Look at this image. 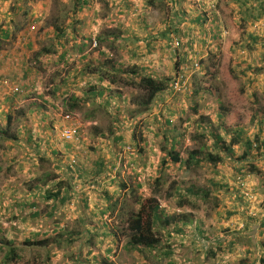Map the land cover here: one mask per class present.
I'll return each instance as SVG.
<instances>
[{"label":"crops","instance_id":"1","mask_svg":"<svg viewBox=\"0 0 264 264\" xmlns=\"http://www.w3.org/2000/svg\"><path fill=\"white\" fill-rule=\"evenodd\" d=\"M60 15H66L64 22H57ZM57 25L66 30L64 36L56 32ZM42 26L46 28L44 35L40 33ZM46 40L51 41V47L39 48L38 43ZM176 42L180 43L177 49ZM30 54L40 63H32ZM220 59L221 74L226 71L230 79L232 75L244 76L245 91L259 92L264 102V0H204L202 5L197 0H0V82L7 81L10 87L22 90L20 95H13L0 84V131L5 134L0 138L21 154L30 153L34 161L27 169L37 171V177L30 179L34 182L24 187L25 197L12 193L11 202L2 205L0 200V215H4L0 217V234H4L0 238L14 242L19 251L40 252L36 261L30 260L32 264H125L124 252L133 254L138 264H180L176 254L182 246L171 241L180 233L186 237L184 229L170 231V225L164 227L155 248L133 250L108 220L113 219L114 206L122 201L118 181H134L137 186L146 178L163 181L162 177L157 179L155 171L156 177L148 173L156 166L151 154L162 156L160 166L164 170L173 164L183 169L168 156L179 132L171 124L185 110L184 95L173 91V81L185 80L189 90L192 76L202 69L205 72V68L215 70L213 62ZM198 61L200 69L195 70ZM49 64L62 65L64 74L60 81L46 87L38 74L41 66ZM142 76L169 80L167 90L157 95L147 112L132 103V97L139 94L133 84ZM257 108L250 119L264 142V114ZM209 110L200 113L205 116V121L202 117L199 121L200 129L206 133L210 126L212 137L216 132L230 142L227 137L231 138L234 130L228 127L226 135L220 128L223 109L215 114ZM65 115H71L72 124L79 127V142L63 140L62 131L68 125ZM161 116H165V123ZM233 116L236 113L230 112L228 121ZM159 130L171 141L163 151L151 144ZM138 141L142 142L138 154L146 153L145 157L125 152L128 142L134 145ZM232 149L233 154L215 149L213 139L209 153H218L223 160L217 166L201 164L212 169L206 180L230 188L238 195V202L245 201L242 192L248 188L264 197V182L259 175L250 181L245 178L243 188L235 184L236 175L242 174L247 165L259 167L263 175L264 148L262 153L251 151L245 160H235L244 146ZM75 157L79 167L73 170L70 160ZM21 158L24 160V156ZM45 164L50 169H45ZM155 170L161 172V168ZM5 187L13 188L9 183ZM239 206L240 210L244 208L242 203ZM233 211L238 214L237 209ZM204 225L208 221L199 217L196 239L202 244L205 239L217 243V229L210 236ZM216 225L217 221L210 223L209 230ZM249 227L237 235H246ZM228 228L236 234L233 226ZM42 239H49L51 244H32ZM253 240L251 246L264 257V241ZM235 245V241H229L225 252ZM244 246L248 253L252 251L250 245ZM210 249L204 254L199 245V258H183V264H215L216 247ZM5 261L6 257L3 264ZM257 262L260 264L256 260L245 264Z\"/></svg>","mask_w":264,"mask_h":264},{"label":"rangeland","instance_id":"2","mask_svg":"<svg viewBox=\"0 0 264 264\" xmlns=\"http://www.w3.org/2000/svg\"><path fill=\"white\" fill-rule=\"evenodd\" d=\"M52 14H55L54 11ZM45 30L46 28L43 29L42 26L40 33L44 35ZM50 40L38 43V46H40L39 48H44V45L48 48L51 47ZM41 57L42 56L39 58ZM29 60L32 63L35 61L38 62V58L34 57L33 54H30ZM39 63L40 62L37 64ZM213 65L215 70L205 68V72L204 69L201 71L198 70L200 73L198 72L192 76V89L190 88L186 92L178 93H183L184 95L185 102L183 103L185 105V110L184 114H180L179 116L177 114V120L173 119L174 122L171 124L179 130V132L175 134L176 142L173 143V147L174 150L180 153L184 158H187L193 150H199V148L204 154H208L209 148L213 146V137L210 133L211 129L204 133L203 129H200L199 126L201 117H205L201 116L200 113L202 110L207 111L208 108L213 114H215L218 109H223V113L225 114V126H223L224 131V128L227 129L228 127L232 130L242 129L246 133L245 136H248V138L253 141L257 135L260 136V134L257 133V127L255 128V121L250 119V114L253 116L256 107H258L257 109H262L264 114V102L260 101L259 92H256L257 94H249L248 91H245L243 83L244 76L242 75H232V78L230 79L226 71L221 74V59L220 62L219 60L213 62ZM41 67V69L38 68L41 72L38 74V78L42 76L43 83L46 87L52 85L54 82L60 81V76L64 74V71L60 70L63 69L62 65L58 66L56 64H49L45 65V67ZM1 82L7 81L2 80ZM5 88L7 92L11 93L9 91V86H5ZM25 90L26 89L24 88V92ZM230 112L233 114L236 113V116H233L234 119L232 118V121H228V114ZM193 115L198 116L194 117ZM161 117L162 123H165V121H163L165 116ZM190 117H194V119L191 120ZM189 118L190 121L187 122L186 120ZM223 130L221 133H223ZM162 132V130H159L158 136L151 139V144L163 151V146L167 145V147H170L171 141L165 139V136H162ZM201 135H205V138H202ZM7 136H10L9 132ZM227 139L231 140L229 137H227ZM2 141L3 138H0V200L2 201L1 204L4 205L12 201V199L9 198L12 193H14L16 197H25L24 192L26 189L24 187L26 184L34 182L30 181V179L37 177V171L33 169L29 172L27 169V167L32 168V163L34 161L30 153L25 156L20 153V150L15 149L14 147H9L7 144H3L4 142ZM141 143L138 141L132 145L128 142L125 146V152L138 154V151H141ZM18 146L19 145L16 144V147ZM244 151V149L239 150L235 160L242 157ZM252 151L253 154L262 153V149L258 150V148H253ZM165 153L167 154V152ZM145 154L146 153H140L138 155H140V157H145ZM151 155L154 157H152V161H156L155 168H161V172L155 170V168H151L148 173L153 177H156L157 174V176H159L157 179L162 177L163 181H148V178H146L145 181H141V185L137 186L135 184L136 187L134 181L129 180L118 181V184L116 185L119 186V197L122 198V201L119 200V203L114 206V213L111 216L113 219H109L108 221L112 226H117V232L121 234L125 242H127V240L126 234L123 230L128 227L127 220L129 215L132 212H138L140 210L136 200L141 198L145 201L148 198H155L164 214L176 218V220L170 225V231L176 227L187 231L186 237L180 233L177 236L175 235L171 241V244L176 243L182 246V248L178 249L180 251L176 254L180 264H183V258L190 257L191 260L195 256L199 258V245L204 248V254L211 252L210 247H216L215 251L218 254V257H213L215 264H245V262L250 260L260 261V264L264 263L262 262V259L264 261V257L261 254V251H258L251 246V244L254 243L253 238L259 242L264 241V197L261 196L262 193H260V191L259 194H257L253 189L251 190L248 188V191L244 189L245 191H243L242 194L245 197V201L241 199V201L238 202V195L232 194L230 188L220 187L224 184H218L219 186L217 187V185H211L209 181L206 180V176L208 177L212 173V169L211 167H208V165L198 166L195 170L188 173L183 169H178L177 164H173L172 168L169 170H164L160 166L162 156ZM21 156H24V160H22ZM164 157L165 159H168L167 156ZM19 158L21 159L19 160ZM125 158L126 154L123 155L122 159ZM74 159L77 160L76 157ZM71 160L70 163L72 162ZM44 167L45 169H50V166L46 164ZM122 167L124 168V166ZM127 170L128 169L125 170L124 168L123 172L127 173ZM129 170H131V168H129ZM233 170L235 171L236 169L233 168ZM154 171L156 174H153ZM120 174L122 173L120 172ZM242 175H244V178H247L249 181L250 179H253L254 176L259 175L260 180L264 182V173L263 175H260L259 167H255V165L254 167L247 165V168H245ZM238 176L239 174L235 177V184L242 187V184L239 183L240 181H237ZM5 179L9 182L2 183ZM246 181H243V184H245ZM230 182L232 183L234 181ZM6 183L11 184L13 188L11 187L12 189H7L5 187ZM187 187H192L194 193H198V195L194 193L189 194L186 190ZM75 188L77 189L78 187L75 186ZM199 193H201L200 195L203 197H199ZM180 195H184L185 198L180 197ZM240 203L244 205L242 210H240ZM235 209H237L238 214L233 211ZM3 216L4 215H0V217ZM199 217H205L206 221H208V225L217 221L216 227H213L211 230H209L210 227H208V225L203 226L205 227L204 229L209 231L208 233L210 236L214 235V232L217 229V232H215V242L217 243H209V241L205 239L204 242L207 248L204 246V242L202 244L198 238L196 239V233L197 235L199 233ZM6 224L10 225V221H7ZM249 224L250 230L246 232V235H237L239 232L244 231L245 228L247 229ZM229 225L236 229V234L228 231V229H230L228 228ZM260 231H263V234H260ZM0 236L2 237L4 234H0ZM251 240L252 243L250 244ZM229 241H235L236 245L232 247L230 252H225ZM244 245H250L252 251L248 253L247 247ZM74 246L76 245L74 244ZM195 248L197 250H195ZM4 249L0 248V264H3L6 257V251L8 250L7 248ZM18 253L23 259L29 257L31 261L34 260L33 258H35V256L40 255V252H36L33 249H25L23 251L18 250ZM124 258L125 264H138L139 262L138 259H133V254L130 255L127 252H124ZM20 263L23 264L25 261L23 260ZM256 264H258V262Z\"/></svg>","mask_w":264,"mask_h":264},{"label":"trees","instance_id":"3","mask_svg":"<svg viewBox=\"0 0 264 264\" xmlns=\"http://www.w3.org/2000/svg\"><path fill=\"white\" fill-rule=\"evenodd\" d=\"M60 16L61 19H56L57 22H60L61 20L63 21V19L66 18V15ZM56 30L60 37L66 34V30H63L61 27H59V25H57ZM47 52H51V49L47 50ZM112 81H114V79H112ZM168 83L169 80L167 79H156L153 77L142 76L138 82L133 84L134 88L139 90V94L132 97V103L140 106L142 112L151 110L157 95L167 90ZM140 91H143V93ZM223 126H225L224 122H221L220 127L222 129ZM224 129V134L228 135V130L226 128ZM229 133L231 132L229 131ZM231 134L232 136L230 142H227L224 136L216 134V132L212 134L214 139V148L224 150L227 152V154H233V146L242 145L244 146L245 151L242 157H240L241 160H245L251 154L254 144L257 145L258 150L264 148V142L260 140V136H256L254 141L250 140L247 136H245V131L242 129H234V132ZM4 135L5 134L0 131V136ZM201 137L205 138V135H201ZM168 156L172 162L181 163L183 170L187 173L195 170V168L201 166V164L209 162L214 164V166H217L223 160V157L218 153L215 155L213 153L204 154L200 148L199 150H193L187 158L182 157L181 154L176 152L174 149L168 152ZM186 190L189 194L194 193V189L192 187H187ZM194 194L198 195V193ZM180 197L185 198L184 195H180ZM136 202L137 205L140 206V210L138 212H132L129 215L127 220L128 227L127 229L123 230V232L126 234V244L129 245L133 250L140 248H155L160 241L158 237L160 229L171 225L173 221L176 220V218L164 216L162 212H160L159 203L156 202L155 198H148L145 201H143L141 198H138ZM55 241L57 240H53L52 243ZM32 244L47 246L48 244H51V242L49 239H42L41 241ZM4 245H6L8 249L4 264H21V260L25 261L24 264H32L30 259L21 258V255L18 253V247L15 246L14 242L5 241L4 239L0 238V248L4 249ZM37 257L38 256H35L33 261H36Z\"/></svg>","mask_w":264,"mask_h":264},{"label":"built area","instance_id":"4","mask_svg":"<svg viewBox=\"0 0 264 264\" xmlns=\"http://www.w3.org/2000/svg\"><path fill=\"white\" fill-rule=\"evenodd\" d=\"M203 1L204 0H197L198 5H202ZM224 36H225V34H224ZM179 46H180L179 42H176L174 44L175 49L179 48ZM194 68H195V70L200 69L199 62L194 63ZM0 84L3 87L9 86L7 82H0ZM172 87H173V90L175 92H185L188 90V83H186V81L182 80L181 78H177V80L173 81ZM9 91L13 94H21L22 93V90H20V88H18V87H10L9 86ZM72 119H73V117L71 115H65V120L68 122L69 125L63 129L62 137L68 143H76V142H79L81 140L80 129L77 125L72 124ZM254 148H257L256 144H254ZM76 165H77V161L74 159L72 161V167L75 168ZM237 181H240L239 183L243 184V181H245L244 175H242V174L239 175L237 177Z\"/></svg>","mask_w":264,"mask_h":264},{"label":"clouds","instance_id":"5","mask_svg":"<svg viewBox=\"0 0 264 264\" xmlns=\"http://www.w3.org/2000/svg\"><path fill=\"white\" fill-rule=\"evenodd\" d=\"M11 87H13V86H11ZM14 95H20V94H14ZM66 121V120H65ZM68 123V122H67ZM64 140V139H63ZM65 141V140H64ZM66 142V141H65ZM68 143V142H67ZM74 160V159H73ZM72 160V161H73ZM76 160V159H75ZM77 161V165L75 166V168L77 169L78 167H79V160L77 159L76 160ZM71 166H72V162H71ZM73 168V167H72ZM74 169V168H73ZM76 169H74V170H76ZM126 243V242H125Z\"/></svg>","mask_w":264,"mask_h":264}]
</instances>
